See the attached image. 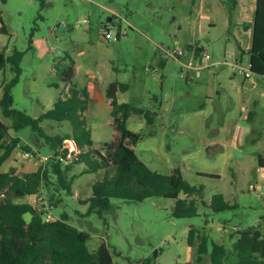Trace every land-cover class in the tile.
<instances>
[{
	"label": "rangeland",
	"instance_id": "1",
	"mask_svg": "<svg viewBox=\"0 0 264 264\" xmlns=\"http://www.w3.org/2000/svg\"><path fill=\"white\" fill-rule=\"evenodd\" d=\"M196 3L0 0L7 29L0 37V53L13 60L20 55L12 91L14 110L33 119L52 110L65 89L61 75L72 60L74 84L90 93L85 116L95 150L102 152L114 135L106 91L111 83L126 84L129 89L118 93V102L146 109L152 118L151 124L138 115L127 121V129L142 137L133 147L137 158L164 176L179 168L190 186L203 188L206 204L222 195L234 207L214 212L200 205L197 216L175 218V201L159 197L141 203L111 199L92 210L87 201L94 184L104 178L103 171L83 174L84 165L77 166L66 174L71 193L49 176L43 193L48 201H60L54 216H66L69 224L87 233L91 253L106 243L113 264H211L210 251L198 263V240L192 247L188 244L191 228L197 237L205 236L209 244H221L230 253L239 231L257 227L264 237V169L258 166V158H264V112L257 110L264 92H257L261 84L254 77L245 78L249 56L239 50L251 47L247 2L204 0L200 8ZM116 15L124 16L128 25ZM110 18L115 22L113 38L120 30L127 33L118 42L103 39ZM193 37L198 44L190 45ZM180 50L185 52L180 61L169 55ZM204 51L213 63L189 83L181 74L195 71L182 64L196 66ZM13 68L8 62L0 70V85L16 77ZM2 98L0 89V102ZM249 115L253 121L247 131ZM0 120L10 127V135H19L42 156L51 157L43 165L51 167L54 152L44 139L29 128L13 130V121L4 117L1 106ZM41 128L50 137L72 131L68 122L50 120ZM25 219L30 221V215Z\"/></svg>",
	"mask_w": 264,
	"mask_h": 264
},
{
	"label": "trees",
	"instance_id": "2",
	"mask_svg": "<svg viewBox=\"0 0 264 264\" xmlns=\"http://www.w3.org/2000/svg\"><path fill=\"white\" fill-rule=\"evenodd\" d=\"M252 26L249 71L255 79L263 80L264 0L256 2ZM0 34H7L4 25L0 27ZM18 57L20 55L13 60L4 52L0 53V70L8 62H12L16 74L9 84L3 86V98L0 102L2 113L5 118L13 121L12 129L17 133L29 128L44 139L54 152V157L53 164L48 169V165L40 166L24 174H18L15 170L7 173L0 170V264H113V257L106 243L103 242L95 253H91L87 247L90 236L69 224L66 216L45 221L42 213L34 206L14 201L40 194L46 179L52 175L57 178L62 189L71 193L66 174L79 165H84L83 174L104 172V178L94 184L93 195L87 201L92 205V210L111 199L141 203L159 197L175 201L172 210L175 218L197 216L200 205L214 212L234 208L222 195H214L211 203L206 204L202 200L203 188L190 186L179 168L164 176L150 170L137 158L133 147L142 137L127 129V121L132 115H138L151 124L152 118L150 111L146 109L118 102V93L129 89L126 84L111 83L106 91L111 106L114 135L110 143L103 145L102 152L94 149L92 131L85 116L90 93L88 89L74 84L76 69L72 60L61 75L65 89L52 110L37 119L14 110L12 91L18 82ZM46 120L68 122L72 128L71 134L62 137L47 136L41 128V123ZM68 141H72L80 152L73 155L71 161L61 162L58 158L65 159L68 151L64 147ZM20 144L21 139L12 138L10 127L0 120V169ZM258 166L264 169V158H258ZM181 195H184L183 199L180 198ZM59 203L60 201L56 202ZM26 215H30V221L25 219ZM237 235L239 237L231 253L221 244H209L205 236L197 237L194 228L189 231L188 244L192 247L195 239L198 240V263L210 251L211 264H264V237L261 231L257 227H251L239 231Z\"/></svg>",
	"mask_w": 264,
	"mask_h": 264
},
{
	"label": "crops",
	"instance_id": "3",
	"mask_svg": "<svg viewBox=\"0 0 264 264\" xmlns=\"http://www.w3.org/2000/svg\"><path fill=\"white\" fill-rule=\"evenodd\" d=\"M196 1H197V3H196L197 7L200 8V7L203 6L204 0H196ZM246 2H247V6H245V9L249 10L248 15H250L249 18H248L249 19V23H248L249 27H247V28L250 29L249 33H250L251 46H252V32H253L252 31L253 30L252 23H253V20H254V14H255V10H256V2H257V0H246ZM115 17H117L120 20V22L128 25L127 19L124 18V16L116 15ZM2 25H4V23H3L2 15L0 13V27ZM85 28H88V26H85ZM246 34H248V33H246ZM2 36H5V35L4 34H0V37H2ZM197 41H198V38L197 37H193L191 39L190 45L191 44H193V45L198 44V43H196ZM241 45H242V43H241ZM6 49H8V46H6ZM250 49H251V47H250ZM250 49L245 51L243 47H241V46L239 47V50H240L241 54L242 55L243 54H247L249 56V60H250V55H249ZM256 81H257V84H261V85H257V92H259V91L264 92V89L262 88V87H264V80L256 79ZM3 86L4 85L1 84L0 85V89H3ZM109 105H110V102H109ZM257 110H262L264 112V95H262L261 101L257 100ZM241 117H242V114H241ZM247 119L249 120V122L246 123V129H247V131H250V127H251L250 123H251V121H253V116L249 115L247 117ZM258 120H259V115H257V123H258ZM258 130H262V128L259 127ZM10 136L12 138L19 137L21 139V144L13 151L11 157L2 165V167L0 169L1 172L7 173L10 170H15L16 173H18V174H24V173H28V172H31L33 170L38 169L40 166H43V164L45 165V163H41L39 158H36L37 160L33 161L32 158L27 157L26 154L23 153V151L25 150V151H27L25 153H34L35 152L38 155H41L42 153L40 151L36 150L32 145H30L27 142H25L24 138L20 137L19 135H17V136L10 135ZM19 150H20V152H19ZM28 167H30V168H29V171L27 172L26 168H28ZM42 190L44 191V186L41 189V191ZM20 200L23 203H29L30 205L34 206L38 210L37 195L29 196V197H26V198L20 199ZM56 206H57V204H55V208H56ZM55 219L57 220V219H60V218L55 217ZM27 221H29V220H27Z\"/></svg>",
	"mask_w": 264,
	"mask_h": 264
},
{
	"label": "built area",
	"instance_id": "4",
	"mask_svg": "<svg viewBox=\"0 0 264 264\" xmlns=\"http://www.w3.org/2000/svg\"><path fill=\"white\" fill-rule=\"evenodd\" d=\"M114 27H115L114 20L111 18L107 19V21L104 24V29H105V33H106L105 36L103 37L104 40H106V41H113L114 40L117 42L118 39L127 35L126 31L122 32L120 30L116 34L115 38H113L110 31ZM169 55L180 61V58L185 56V52H183L182 50L174 51L172 53H169ZM211 63H213V62H212L210 55L204 51L201 54V58L197 61L196 66L191 67L185 63L182 64L183 67L186 68V70H193V71H195V73L192 75L191 72H188V71L182 72L181 77L183 79L187 80L189 83H192L193 80L200 77V71L204 68H209ZM243 72H244V76L246 79L253 77L249 71V66L247 67L246 71H243ZM263 80H264V78H263ZM64 149L68 151L65 159L57 157L59 159V161H61V162L71 161L73 155H77L80 152L72 141H68L67 144L65 145ZM25 154L27 157H30V158H32V157L39 158L41 163H45V164L51 158V157L47 158V157H44L42 155H38L35 152L34 153H25ZM37 202H38V211H40L42 213V217L45 221L56 220L55 216L53 214V210L55 209V204L48 201V199L46 198V195L43 193V190L40 192V194L37 195Z\"/></svg>",
	"mask_w": 264,
	"mask_h": 264
},
{
	"label": "water",
	"instance_id": "5",
	"mask_svg": "<svg viewBox=\"0 0 264 264\" xmlns=\"http://www.w3.org/2000/svg\"><path fill=\"white\" fill-rule=\"evenodd\" d=\"M104 39V38H103Z\"/></svg>",
	"mask_w": 264,
	"mask_h": 264
}]
</instances>
